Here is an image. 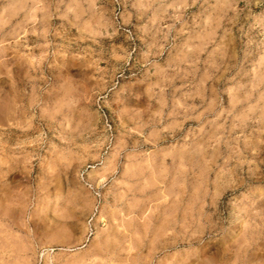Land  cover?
Instances as JSON below:
<instances>
[{
	"label": "clouds",
	"instance_id": "obj_1",
	"mask_svg": "<svg viewBox=\"0 0 264 264\" xmlns=\"http://www.w3.org/2000/svg\"><path fill=\"white\" fill-rule=\"evenodd\" d=\"M0 264H264V0H0Z\"/></svg>",
	"mask_w": 264,
	"mask_h": 264
}]
</instances>
